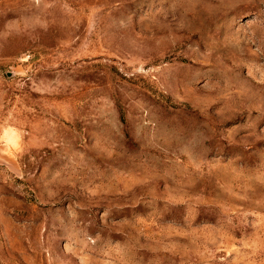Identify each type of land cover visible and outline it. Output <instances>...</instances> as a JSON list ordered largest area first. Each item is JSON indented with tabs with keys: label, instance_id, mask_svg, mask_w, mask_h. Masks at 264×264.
<instances>
[{
	"label": "rangeland",
	"instance_id": "374dc122",
	"mask_svg": "<svg viewBox=\"0 0 264 264\" xmlns=\"http://www.w3.org/2000/svg\"><path fill=\"white\" fill-rule=\"evenodd\" d=\"M0 264H264V0H0Z\"/></svg>",
	"mask_w": 264,
	"mask_h": 264
}]
</instances>
